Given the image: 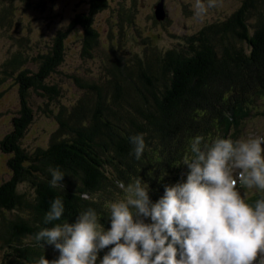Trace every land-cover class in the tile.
<instances>
[{"label":"trees","instance_id":"16d2710c","mask_svg":"<svg viewBox=\"0 0 264 264\" xmlns=\"http://www.w3.org/2000/svg\"><path fill=\"white\" fill-rule=\"evenodd\" d=\"M20 1L0 0V30H11L13 43L3 79L16 72L22 92L13 130L0 140L11 169L0 185L3 264L59 258L54 245L35 240L53 226L44 217L55 198L65 206L57 223H75L92 208L107 231L108 206L123 198L118 181L140 178L155 203L186 173L195 138L207 151L216 139L240 134L248 116L264 114V0H236V9L223 17H199L206 21L201 28L171 32L176 42L167 45L159 44L160 25L170 22L169 16L158 19L161 0ZM146 1L148 23L141 19ZM39 6H46L43 49L34 43L33 52L16 26L24 13L44 11ZM97 14H107L105 25L97 24ZM49 27H57L52 36ZM79 46L87 67L73 70L69 55ZM31 59L39 62L35 69L27 66ZM30 88L39 90L37 111ZM39 114L50 119L51 130L47 144L30 149L22 138ZM138 134L146 145L140 160L130 142ZM50 167L65 174L64 188L51 187ZM23 183L31 191L20 190ZM112 247L99 251L97 264Z\"/></svg>","mask_w":264,"mask_h":264},{"label":"clouds","instance_id":"9594fccd","mask_svg":"<svg viewBox=\"0 0 264 264\" xmlns=\"http://www.w3.org/2000/svg\"><path fill=\"white\" fill-rule=\"evenodd\" d=\"M194 7L202 17L215 0L207 6L197 0ZM130 142L140 160L144 136L133 135ZM200 143L197 137L191 144L194 158L185 162L186 181L166 186L155 203L140 178L127 185L118 181L123 198L108 206L107 231L92 208L80 212L75 223H57L65 206L55 198L44 217L53 226L41 229L35 240L54 245L60 255L53 261L41 256L36 264H97L99 251L109 245L114 247L100 264H256L264 253V140L218 138L207 151ZM233 168L239 170L236 178ZM49 172L51 187L64 188L65 174L58 167ZM238 182L260 192V198L247 201ZM80 198L90 199L87 193Z\"/></svg>","mask_w":264,"mask_h":264},{"label":"rangeland","instance_id":"374dc122","mask_svg":"<svg viewBox=\"0 0 264 264\" xmlns=\"http://www.w3.org/2000/svg\"><path fill=\"white\" fill-rule=\"evenodd\" d=\"M39 1V0H34ZM16 2H21L20 0H16ZM156 3L157 0H151V3ZM197 0H165V10L167 16L170 18V22L166 25H160L161 28L159 29L160 32L163 34V37L159 41L160 45H167L169 43L176 42V39L172 38V36H169V33H187L197 31L199 28L202 27V25L206 22L205 20H211L215 19L216 17H223L227 13H231L236 7L238 6V2L236 0H215V7L208 8L206 14H204L202 17L199 18L195 15V4ZM201 3H204L205 6H207L208 0H201ZM150 5L147 1L145 4L141 7V19L148 23V17L151 16L150 10H148V7L150 8ZM66 6V5H65ZM88 7L87 3H84L82 8ZM40 10L44 11H35L24 13L23 17L19 19V23L16 27H21L23 30L24 37H28L31 44L30 51L33 50V52L37 51V47L34 46V43L37 45H40V47L43 49V37H44V25H45V13H46V6L44 8L35 7ZM61 9H64L62 6H60ZM22 10V9H20ZM193 12V13H192ZM98 16L97 24L102 26L105 25L107 14H103ZM23 22V24H22ZM57 27H49L46 30L47 35H53ZM10 31H1L0 30V79H3L5 77V74L3 73V62L7 59V57L10 54V49L13 46L12 40L9 37ZM15 35H18L15 31V29L12 31ZM172 34V33H171ZM81 37V32L78 33L77 38ZM78 38V40H79ZM36 41L38 43H36ZM79 48H75L72 50L71 54L69 55V67H71L73 70H78L82 68L87 67V63H85V60L81 58L79 55ZM39 64L38 60L31 59L29 63L27 64L29 69H35L37 65ZM16 72L9 74L8 77H6L3 80H0V92H2V95L0 97V140L11 132L13 130L14 121L13 117L16 115V111L19 109L20 106V99H21V80H18L16 78ZM39 90H35L34 88L29 89V99L31 106L35 108V111H37L38 108V96H39ZM261 111H264V106L261 107ZM263 115L256 114L251 119H253L248 128L246 130L251 135L254 132V128L257 124L262 123ZM51 130V121L48 119L44 114H39V117L37 118V115L35 117V120L33 123L29 126L27 129V132L25 133V136L22 138L23 143L27 145L30 149H34L35 147L39 145H45L47 144L46 139L47 135ZM28 148V149H29ZM10 167H9V153L3 152L0 146V185L3 182V180L10 177ZM184 178L183 175H180L175 181V183H178V180H182ZM31 191V186L29 183H23L20 185V190H29ZM0 247V264H3V254L4 251H2Z\"/></svg>","mask_w":264,"mask_h":264},{"label":"water","instance_id":"95a60500","mask_svg":"<svg viewBox=\"0 0 264 264\" xmlns=\"http://www.w3.org/2000/svg\"><path fill=\"white\" fill-rule=\"evenodd\" d=\"M164 2L165 0H161L155 5L156 13L158 15L159 20L165 19V17H167L166 10L164 7L165 6Z\"/></svg>","mask_w":264,"mask_h":264},{"label":"bare ground","instance_id":"6f19581e","mask_svg":"<svg viewBox=\"0 0 264 264\" xmlns=\"http://www.w3.org/2000/svg\"><path fill=\"white\" fill-rule=\"evenodd\" d=\"M57 3V2H56ZM59 6V5H58Z\"/></svg>","mask_w":264,"mask_h":264}]
</instances>
